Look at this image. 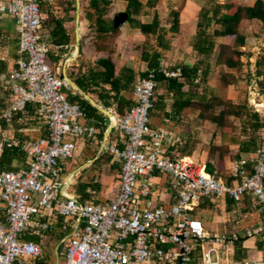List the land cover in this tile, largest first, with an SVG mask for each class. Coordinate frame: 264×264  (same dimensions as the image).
I'll list each match as a JSON object with an SVG mask.
<instances>
[{
	"label": "built area",
	"instance_id": "obj_1",
	"mask_svg": "<svg viewBox=\"0 0 264 264\" xmlns=\"http://www.w3.org/2000/svg\"><path fill=\"white\" fill-rule=\"evenodd\" d=\"M42 1H0V14L11 16L17 34L6 75L10 99L0 113V155L12 148L25 153L24 161L12 164L15 169H0L5 214L0 264H50L45 238L58 240L55 252L64 255L63 264H264V259H229L241 239L264 242V136L254 152L230 162V183L215 169L205 172L191 158L174 155L168 133L150 127L156 75L181 79L179 66L148 68L133 82L129 109L121 114L107 108L114 121L102 152L118 164L117 192L98 201L97 188L89 187L90 198L82 201L75 188L67 191L72 181L61 178L65 161L75 156L80 141L95 144L99 137L82 108L67 99L71 88L65 77L48 62ZM28 103L36 106L32 119L44 125L45 135H30L26 127L14 130V116ZM158 176L164 177L167 204L154 200ZM245 195L257 213L249 225L214 231L199 213L205 201L218 205L229 198L239 204Z\"/></svg>",
	"mask_w": 264,
	"mask_h": 264
},
{
	"label": "crops",
	"instance_id": "obj_2",
	"mask_svg": "<svg viewBox=\"0 0 264 264\" xmlns=\"http://www.w3.org/2000/svg\"><path fill=\"white\" fill-rule=\"evenodd\" d=\"M0 1H8V0H0ZM84 1H86L84 2L86 4L87 0ZM120 1L121 0H112L110 6L115 3L119 4ZM138 1L141 3V7L136 11V13L132 14V18L135 21H138L142 24H147L152 21L153 15L156 14L160 22V28H163L165 31H167L166 32L167 41H168V37H171V35H175L174 39L172 38L173 40L168 43L169 47L167 49L161 50L160 47L158 46V43H156V45L154 46L153 51L155 50L160 51L159 61L161 67L172 69L177 66L179 67L180 66L193 67L197 65L199 66L197 73L198 75L192 81H188L185 78L179 79V81L183 83V86L178 91L171 89L166 82H158V86L155 91V98L153 101V108L151 109L149 114L150 127L154 129L161 128L168 133L167 139L168 140L170 139V143L172 144L169 145V148H171L173 154L176 156L179 157L189 156V155H182L178 151L179 146L186 142L185 138H190L192 136L205 137L208 135L210 136V138L212 137L216 138L217 145H219L220 143H224L229 147L228 148L229 150L232 151L237 150L239 153L238 156L239 158L243 154V152L240 151V146L243 143H234L232 139L233 133L229 132V130L225 131L223 127L218 126L217 123L213 122L208 117L203 116L204 113L203 111L205 110V108L203 110V107H205L204 104L206 102H209L211 98L218 97L224 101H226V99L229 98V96L226 97L227 94L225 93L222 94L220 91L218 92L215 89V87L212 86L213 84H211L210 82L212 75L216 71L222 72L224 70L219 68V66H217L215 63L216 51L214 50L211 56L204 59V56L199 55L192 46L193 41L195 39V35L198 31V22L199 20H201L200 12L201 9L203 8V5H201L200 2H198V0H186L185 3H179V4L176 3V5L171 4V6H169L166 10L169 12L171 10H175L179 13L178 32L171 33L170 31H168L170 27V23L168 20L169 18H166L165 21L162 19V16L165 13L160 12L159 10L160 8L158 5L149 7L147 5V0L145 1L138 0ZM225 1L226 0L224 1L221 0L219 4L221 5ZM237 1L240 2L242 5H252L254 2V0H237ZM82 2L83 0H75V10L69 11L68 13L62 11L58 5L57 7H59L60 10H58L57 7L56 9H53V7L50 8V11L52 13L60 14V16L63 17L64 27H69L70 25H72L71 20L69 19L74 17L73 34L69 33L71 36V43L69 44V46L64 47L65 49L67 48L68 51L69 48L71 47H74V49L73 52H71V56L68 57V59H66L65 61L66 64L63 66V68H61V72H60L62 76L68 77L70 80H72L71 72L67 73V65H72V64L74 66L79 65L82 68V72H87L88 69L87 67L88 65L85 66L84 62H76L77 61L76 50H77V46H79V40L82 38L83 35H86L85 31L87 29H90L88 27L89 21L85 17V14L83 12V6L81 5ZM125 2H126L125 6H127V0ZM214 9H216L215 6L208 7L209 10L208 16H212ZM120 12H126V11H117L116 13L113 14V16H111L110 19H113V25H114V17ZM213 20H212V26L214 27L215 25ZM127 21L128 18L124 23H122L119 27H117L118 28L117 34L114 37L108 38L109 41L107 40V37L110 35V31L106 34L107 37L103 39L101 43L95 45L94 48L91 46H87L86 49L82 50V52L87 57V61H91L89 59L92 57H93L92 61H96L99 58L111 57L115 63L116 75H119L123 69L129 68L134 72L136 78L140 75H144L145 71L149 68L148 61L141 56V53L144 51L150 52L151 45L152 46L154 45L153 44L154 39H156L157 41L158 33L154 35L151 33L149 34V33L141 32L138 28L135 27L134 22H127ZM252 21H258V20L253 19L249 21H244L242 26L245 23H249ZM258 22L260 23V21ZM50 29L51 26L49 27V30ZM44 32L46 33L47 39L51 45L49 31L47 30L46 32L45 30ZM244 33L246 34V40H247L248 38L247 32ZM14 36L17 39L14 20L11 18V16H9L6 13L0 14V62L2 61L6 63V59L9 58L7 61L8 66L6 63L7 72L5 71L3 74L8 73V71L13 67V63L11 62L12 59H14L15 57L14 56L15 54H13L14 49L12 47V41L14 40ZM73 38H74V43L76 42V45L72 44ZM112 38H114L113 39L114 41H112ZM77 40H78V44H77ZM231 40L232 39L223 36H219L215 38L216 44L219 43L232 44L233 40L232 43L230 42ZM16 43L14 44L15 48H16ZM135 50L140 53L139 56L137 55ZM51 51L53 55H57V54L60 55L59 51L56 50V48H53L52 46H51ZM68 51L66 53H68ZM95 54L96 56L94 57ZM243 57L244 54L241 57L242 62L244 59ZM90 65L92 64H89V66ZM54 67L55 70L59 72L58 69L60 70V68L56 66ZM260 67L261 66H259L258 68L260 69ZM72 70H76V68ZM204 72H207V76L203 78L202 74ZM251 93L253 94L254 98L252 102H249V107L254 106V111H256L259 114V116H262L263 118L261 119L263 126L260 129H258L256 133H258L259 131L260 134H263L264 133L263 132L264 131V92L251 91ZM123 95L129 97L131 96V93L123 92ZM89 96L92 99H94L99 106H101L95 98H93L91 95ZM249 98L251 99V95L249 96ZM181 102H189L190 104L183 108H180ZM221 110H223V107H213L211 109L210 108L207 109V113L215 116ZM34 129L36 128L29 127V132H33ZM119 143L120 145L123 144L121 138L119 139ZM85 144L87 147H85ZM94 145L96 144L88 145L87 143L80 141L77 146L76 154L78 153L80 154V152L83 151L82 155L88 158V156L90 157L92 155L91 152L93 151ZM84 149H88L89 153H87V151H84ZM190 150H192V152H195L193 148H190ZM100 153L103 152L101 151ZM88 162H92V160H89ZM210 164L213 166V168H215V163L213 160H210ZM104 167H106V169L107 167L109 168L116 167L117 170H119L118 164L112 163V161H110L109 165L106 164ZM73 172L74 171L70 172L66 176L67 181L68 180L72 181L74 176H76V175L74 176L72 175V177L70 178V175ZM111 177H112L111 180L107 179L104 181H102L100 177L95 178L99 183V185H101L100 189L97 188L98 194L96 196V200L98 201L108 200L117 192L118 171L115 176L116 182L113 183L112 181L114 177L113 176ZM163 180H164L163 176H158L157 178H155V181L158 185H156V190L154 192V200L156 203L167 204L169 203L168 194L166 192L161 193L162 191L161 185ZM227 180L230 183L232 182V179L230 178H228ZM102 184L103 186L104 185L105 186L103 187ZM108 184L111 186V190L107 189ZM217 204L218 205L215 206L219 208V214L215 215V217H217L221 221L223 220V222L220 223L212 220L215 222V225L217 226L218 230L216 231L230 229L231 227H234L236 224H239L241 226H246L256 220L257 213L256 210L253 208V203L249 195H245L242 198V200L239 202V204H234L232 200L229 198H226L225 200H220L218 201ZM203 219L205 220L204 217ZM210 223L213 222L210 221ZM210 223L207 224L211 228ZM239 249L240 252H237V247L234 248L233 255L229 256L230 260H239L245 258L264 259V244L259 239L256 238L244 239ZM50 264H55V263H50Z\"/></svg>",
	"mask_w": 264,
	"mask_h": 264
},
{
	"label": "trees",
	"instance_id": "obj_3",
	"mask_svg": "<svg viewBox=\"0 0 264 264\" xmlns=\"http://www.w3.org/2000/svg\"><path fill=\"white\" fill-rule=\"evenodd\" d=\"M111 2L112 0H87L88 9L85 12V17L89 21L88 27H94L96 33L101 35L100 39L102 40L105 39L104 36L109 31L110 33L118 32V28H114L113 19H111L110 21H106L103 19V16L107 12V9L110 6ZM54 3L58 4L61 10L66 13L75 10V0H56ZM62 3H64V7L61 6ZM154 4L155 3L152 0H147V5L149 7H153ZM48 7V10L50 12L49 21L51 24V29L49 30L48 28V31L50 34L51 46L53 48H56V50H58L60 53V55H53L50 49V52L48 54V62L54 65L60 60L61 56L66 54V52L68 51L67 48L65 49L64 47L69 46V44L71 43V36L69 34L68 27H64L63 17H61L60 14L57 15L50 11V8H52L51 4ZM140 7L141 3L138 0H127V6L125 10L128 14V20H130V22H134L135 27L138 28L141 32L149 34L151 33L154 35L158 33V46L161 50L167 49L169 47L168 41L166 39L167 31H165L163 28H160V22L156 14L153 15L152 21L147 24H142L132 18V14L136 13V11ZM215 8L216 9L213 10L212 16H208V8L201 9V20H199L198 22V31L195 35V39L193 41L192 46L199 55L204 56V59L211 56V54L215 50V63L217 66H219V68L224 69L222 71L224 72L226 68H233L235 66L238 67L242 64L241 57L243 55V52L241 48L245 45L246 41V34L244 33V31H242L243 22L255 19L260 21L264 28V0H254L252 5H242L237 0H226L223 4L215 6ZM41 13L43 24L44 16L42 8ZM168 20L170 23L168 31H170L171 33L178 32L179 13L175 10H171L169 12ZM212 20L214 21V27L212 26ZM219 36L228 37L233 40V43L216 44L215 38ZM80 55L81 51H79L76 60ZM142 57L148 61L149 68L159 69L161 67L159 61L160 51L155 50L152 54L144 52ZM91 64L92 65L87 66V72H82L81 66L78 65L74 76H71L74 83L79 86L82 90H84L85 93L95 98L98 103L105 109L112 107L116 110V112L121 114L126 109H129L134 104L131 89V86L133 85L135 79L134 72L129 68H125L120 72L119 75H116L115 63L111 57L99 58L96 61L91 62ZM261 64L264 65V52L262 55ZM180 67L182 69V78H185L188 81H192L197 77L199 69L198 65L193 67ZM4 71L7 72L6 63L1 61L0 81H2V83H0V93H2V96L0 97V113L8 106L10 99V89L6 82L7 73L3 74ZM202 76L203 78L206 77L207 72H204ZM221 76H224V74H221ZM156 80L158 82H166L168 86L175 91L180 90L183 86V83L180 82L179 79L166 78L161 73H157ZM227 84H229L228 81H221V86H226ZM123 92H130L131 96L126 97L123 95ZM66 95L67 99L71 103H77L82 108L85 113L86 120L91 121L97 128L99 142L95 144H99L102 140L103 133L108 124V117L103 112L92 106L89 101L84 98V96H82L80 93L76 91L73 92L72 90H67ZM189 104V102H181L180 108H183ZM245 105V110L247 109L245 115L252 116L253 122L251 124L252 135L250 136L249 140H247L240 146V151L243 152V154L251 153L256 150L261 140L257 142L253 134H255L256 131L263 126L259 114L252 108H249L247 104ZM204 106L205 107H203V110L204 108L205 110L203 111V116L208 117L210 120L217 123L218 126H222V116L229 115V111L226 110V101L215 97L211 98L209 102H206ZM213 107H223V110H221L217 115L213 116L207 113V109H211ZM35 108L36 106L33 103H28L26 105L25 112H19L14 116L12 123L15 131L21 128L28 127L31 124H41L39 121L32 119ZM3 126L5 127V123H3ZM39 127V133L45 135L47 133L46 128H42L41 126ZM87 144L91 145L89 143ZM169 150H171V148H169ZM24 158L25 153L18 148L4 149L0 155V169H15L12 164L14 162H22L24 161ZM97 170V173H99V169ZM203 170L205 172H212L213 166L211 164H203ZM97 173H95V175ZM95 178L96 177L87 178L76 185V193L80 195L82 201L90 198L89 194L86 192L87 188H99V183L94 182ZM210 204L211 203L209 201H205L202 203V206H208ZM4 218L5 214L3 213V211L0 210V219ZM30 239H35L36 241H38V239L36 238ZM243 240L244 239H241L237 243V252H240L239 248ZM37 264H49V262H40Z\"/></svg>",
	"mask_w": 264,
	"mask_h": 264
},
{
	"label": "rangeland",
	"instance_id": "obj_4",
	"mask_svg": "<svg viewBox=\"0 0 264 264\" xmlns=\"http://www.w3.org/2000/svg\"><path fill=\"white\" fill-rule=\"evenodd\" d=\"M125 1L126 0H121L119 4L115 3L111 5L108 11L106 12V16L105 15L103 16V19L106 21H110L111 16H113V14L116 13L117 11H126ZM142 1H145V0H142ZM152 1L155 3L154 5L159 6L160 12L165 13L162 16V19L164 21L166 18H169V13H168L169 11H167L166 9L169 6H171V4L176 5V3L179 4V3L186 2V0H152ZM220 1L221 0H198V2H200L201 5H203V8H208L209 6L210 7L219 6ZM84 2L86 1L83 0L81 5L83 6V12L85 14V12L88 9V6H87V3L85 4ZM49 4H51V2L47 0L41 2V8H42L43 16H44V23L42 24V30L43 31L46 30V32L49 26H51L50 21H49L50 20V15H49L50 12L48 10ZM51 5L53 9H56L58 4L53 3ZM61 6L64 7V3H62ZM57 9L60 10L59 7H57ZM70 20H71L72 25H70L68 29H69V33L73 34L74 17L70 18ZM127 22H130V20H128ZM242 31L247 32V37H248L245 42V45L241 48L244 54L242 65L238 67L235 66L230 69L226 68L224 72L216 71L210 79L211 84H213L212 86H214L218 92L220 91L222 94L223 93L227 94L226 97L229 96V98L226 99V104H227L226 110L229 111V115L222 116L223 124L221 127H223L225 131L229 130V132L233 133L232 139L234 143H244L247 140H249L250 136L252 135L251 124L253 122V117L245 116L246 110H247V109L245 110L246 108L245 104L249 106V102H252L254 98L251 91L252 92H264V67L261 64L262 55L264 52V28L261 22L259 23L258 21H252L249 23H245L242 26ZM85 32H86V35H83L82 38L79 40L78 47H79V51H81V55L78 56V59L76 62H84L85 66H87L91 64L93 57L89 59L91 61H87V57L82 52V50L86 49L87 46H91L94 48L95 45L102 42V39H100L101 35L96 33V30L94 27L87 29ZM116 34H117L116 32H113V33H110L108 37L107 35H105L104 37L105 38L107 37V40H108V38L114 37ZM174 37L175 35H171V37H168V43L171 42L174 39ZM113 39L114 38H112V41H114ZM16 41L17 39L14 36V40L12 41V47L14 49L13 54H15L14 44L16 43ZM230 42L232 43V40ZM156 43H157L156 39H154L153 46L150 43L151 48H150V52H147L148 54H152L154 52L153 49ZM72 44L76 45V42L74 43V38H73ZM73 49L74 47L69 48L68 53L63 55L60 58V60L56 64H54V66L60 68V70L58 69L59 72H61V68H63V66L66 64L65 62L66 59H68V57L71 56V52H73ZM79 51L77 52V55L79 54ZM135 52L139 56L140 53L136 50ZM144 52L141 53V56H143ZM95 56L96 54L94 55V57ZM8 59H6L7 66H8V62H7ZM259 66H261L260 69L258 68ZM75 68L77 69L78 66H74L73 64L67 65V73L71 72V76H74V73L76 70H72V69H75ZM221 74H224V76H221ZM221 81H228L229 84H227L226 86H222L223 87L222 88L220 86ZM0 83H2V81H0ZM71 90L75 92L73 89ZM250 95H251V99L249 98ZM1 96H2V93H0V97ZM249 108H252L254 110V106H251ZM261 119H263L262 116H260V120ZM19 122H22V121H19ZM33 125L34 124H31L30 126H33ZM108 125L109 123L107 124L106 128L108 127ZM30 126L26 128H29ZM39 126H41L42 128L44 127L42 123L36 124L34 125V128L36 129H34L33 132H29V129H26V132H28L30 135H38L40 132ZM253 135L255 136L256 141L258 142L259 140L262 139V137L264 136V133L260 134V132L258 131V133H255ZM185 140L186 142L179 146L178 151L182 155H189V156H182V157L191 158L193 161H195L196 163L200 165L210 164V160H213L215 163V168H213V170L215 169L217 171L218 176H221L225 180L228 179L230 162L234 161L239 156V153L237 150H234V151L229 150L228 149L229 147L224 143H220V144L218 143L219 145H217L216 138L215 137L210 138V136L208 135L205 137L192 136L190 138H185ZM85 147H87L86 144H85ZM100 147H101L100 143L97 145H94L93 151L91 152L92 155L90 157L88 156V158L82 155L83 151L81 152L79 151L80 154L78 153L72 158H69L65 161L66 170L61 175L62 179L66 178V176L70 172L77 171L75 172L74 175L76 176H74L71 182V185L69 186L67 191L69 192L72 191L71 189L76 188L77 184L81 183L82 181L90 177L91 178L100 177L102 181H104L107 179L111 180L112 179L111 176H113L114 178L112 182L113 183L116 182L115 176L118 170L116 167H110V168L107 167V169L106 167H104L106 164L109 165L111 161V156L109 155L108 152L106 153L105 151L103 153H100ZM190 148H193L195 152H192ZM84 151H87V153H89L88 149H84ZM89 160H92V162H88ZM97 169H99V173H97L98 171ZM95 173L97 174L95 175ZM100 186L101 185H99V189H100ZM107 189L111 190V186L109 184L107 185ZM90 202L92 201H88V203ZM199 213L205 218L208 224L210 223V221L213 222V223H210V225H211V229L214 231L218 230L217 226L215 225V222H220V223L223 222V220L221 221L220 219L215 217V215L219 214V208L215 206V204H210L208 206H202V208L199 209ZM212 220H214L215 222ZM57 241L58 240L55 238H45L43 243L45 244L46 250H47L46 257L48 258L50 263L63 264L64 255H59L58 257L55 252V246H56ZM58 251H62V248L60 247Z\"/></svg>",
	"mask_w": 264,
	"mask_h": 264
},
{
	"label": "water",
	"instance_id": "obj_5",
	"mask_svg": "<svg viewBox=\"0 0 264 264\" xmlns=\"http://www.w3.org/2000/svg\"><path fill=\"white\" fill-rule=\"evenodd\" d=\"M128 18V14L126 12H120L119 14H117L115 17H114V27H119L122 23H124ZM77 44H78V40H77ZM79 50V47L77 46V52ZM66 79V82L68 83V85L70 86L71 89H73L74 91L80 93L82 96H84V98H86L89 103L94 106L95 108H97L98 110H100L101 112H103L105 115H107L109 118H110V122H109V125L108 127L106 128L105 132H104V135H103V139H102V142H101V147H100V152L102 151L103 147L105 146V142H106V138L108 136V133L110 132L112 126H113V115H111V113L99 106L95 100H93L88 94H86L84 92V90H82L79 86H77L72 80H70L68 77H65ZM75 174V173H74Z\"/></svg>",
	"mask_w": 264,
	"mask_h": 264
},
{
	"label": "bare ground",
	"instance_id": "obj_6",
	"mask_svg": "<svg viewBox=\"0 0 264 264\" xmlns=\"http://www.w3.org/2000/svg\"><path fill=\"white\" fill-rule=\"evenodd\" d=\"M94 100V99H93ZM113 123V122H112ZM77 172V171H74L71 175H70V178L72 177V175H74V173Z\"/></svg>",
	"mask_w": 264,
	"mask_h": 264
}]
</instances>
